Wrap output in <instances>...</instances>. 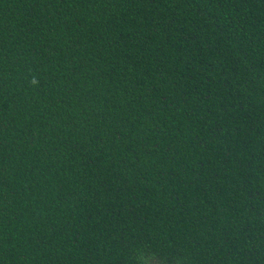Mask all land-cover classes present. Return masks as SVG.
<instances>
[{"label":"trees","instance_id":"trees-1","mask_svg":"<svg viewBox=\"0 0 264 264\" xmlns=\"http://www.w3.org/2000/svg\"><path fill=\"white\" fill-rule=\"evenodd\" d=\"M0 264H264V0H0Z\"/></svg>","mask_w":264,"mask_h":264},{"label":"clouds","instance_id":"clouds-1","mask_svg":"<svg viewBox=\"0 0 264 264\" xmlns=\"http://www.w3.org/2000/svg\"><path fill=\"white\" fill-rule=\"evenodd\" d=\"M32 83L35 84L36 83L35 80H33Z\"/></svg>","mask_w":264,"mask_h":264}]
</instances>
